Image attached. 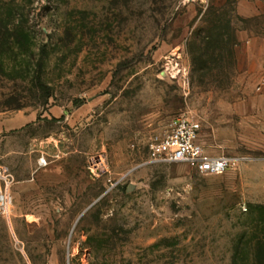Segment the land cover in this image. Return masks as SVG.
<instances>
[{"label":"rangeland","instance_id":"rangeland-1","mask_svg":"<svg viewBox=\"0 0 264 264\" xmlns=\"http://www.w3.org/2000/svg\"><path fill=\"white\" fill-rule=\"evenodd\" d=\"M0 18L27 34L0 41V264H264V131L234 112L264 0H0ZM179 118L235 165L150 161Z\"/></svg>","mask_w":264,"mask_h":264},{"label":"built area","instance_id":"built-area-1","mask_svg":"<svg viewBox=\"0 0 264 264\" xmlns=\"http://www.w3.org/2000/svg\"><path fill=\"white\" fill-rule=\"evenodd\" d=\"M149 155L152 162L185 164L200 174L207 175L223 174L236 163L228 156L209 155L202 142L201 125L198 121L189 118L176 119L166 135L151 142ZM39 164L45 166V158L40 159ZM12 185V174L0 163V214L2 215L9 214Z\"/></svg>","mask_w":264,"mask_h":264},{"label":"crops","instance_id":"crops-1","mask_svg":"<svg viewBox=\"0 0 264 264\" xmlns=\"http://www.w3.org/2000/svg\"><path fill=\"white\" fill-rule=\"evenodd\" d=\"M244 40L243 50H236V59L239 64L244 59V65L239 66L244 84L253 85L246 91V96L235 104L234 112L244 122L260 121L258 127L264 131V29Z\"/></svg>","mask_w":264,"mask_h":264},{"label":"trees","instance_id":"trees-1","mask_svg":"<svg viewBox=\"0 0 264 264\" xmlns=\"http://www.w3.org/2000/svg\"><path fill=\"white\" fill-rule=\"evenodd\" d=\"M26 37L27 34L21 24L6 22L0 18V41L6 42L9 47L19 48L23 46L22 39Z\"/></svg>","mask_w":264,"mask_h":264},{"label":"bare ground","instance_id":"bare-ground-1","mask_svg":"<svg viewBox=\"0 0 264 264\" xmlns=\"http://www.w3.org/2000/svg\"><path fill=\"white\" fill-rule=\"evenodd\" d=\"M11 205H12V203L10 204V206H11ZM9 209H10V207H9ZM9 209H8V210H9Z\"/></svg>","mask_w":264,"mask_h":264}]
</instances>
